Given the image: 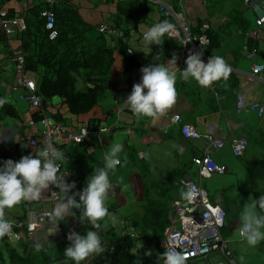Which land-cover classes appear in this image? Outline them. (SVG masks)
Instances as JSON below:
<instances>
[{
    "label": "crops",
    "instance_id": "obj_1",
    "mask_svg": "<svg viewBox=\"0 0 264 264\" xmlns=\"http://www.w3.org/2000/svg\"><path fill=\"white\" fill-rule=\"evenodd\" d=\"M69 1L89 27L85 33L86 40L95 47L114 50L111 75L108 76L111 89L90 112L73 115L60 98L48 101L45 108L43 106V113L54 120L61 118L57 121L67 125L70 133L79 134L83 128H92L93 122L99 125L96 131L88 129L89 138L86 140L76 142L65 135L56 143L65 153L63 165L72 174V181L90 166L95 168L91 165L92 161L104 164L105 153L113 144L120 143L123 146L121 165L109 176L116 184V197L106 198L110 215H115L118 220L113 224L106 218L104 223L112 226L120 236L135 235L134 256L138 255L136 250L150 249L144 240L149 239L152 247L155 245L151 232L144 227L145 216L165 209L170 223L174 202L183 199L181 189H188L186 183H196L208 192L212 203L226 211V224L221 229V235L229 242L237 263L264 264V240L252 247L235 231L239 227L244 205L264 195V115L259 116L256 111L239 112L236 108L238 94L245 96L247 103L264 104V73L254 75L252 69L255 63L264 66V27L257 25L264 12V0L256 7L243 0H151L146 3L143 12L131 8L133 0ZM40 3L41 0H2L0 7L8 17L23 14L28 26V21L33 20L32 11L37 10ZM161 7L184 16L193 33H199L204 23L210 24V34L217 45L211 48L205 46L203 51L209 57H223L231 69L226 79L221 78L208 88L199 86L192 78L182 79L179 71L181 46L169 37L168 54L159 59L153 54L156 45L145 41L143 34L165 16ZM101 24H110L122 35L125 33L123 40L127 45V54L138 63L131 74L134 79H141V67L153 63L167 65L173 53L176 54L177 67H172L177 72V98L164 116L137 119L126 106L124 100L130 94V87L124 77L128 59L118 45L121 36L98 32L97 26ZM29 32L28 27L26 32L17 31L7 37L0 28V96L19 114V117L5 116L0 120V144L12 153L16 152L18 145L24 146L35 156L40 148L28 147L21 138L39 134L43 127L40 120L34 119L38 111L20 99L21 92L26 88L19 83V79L26 75L38 89L40 77L25 67L24 73H20L13 54L19 50L25 52L24 44L29 41ZM129 50L133 53L130 54ZM250 52L254 53V58L249 56ZM87 72L83 70L79 76L80 90H85L83 80ZM173 114H180L184 123L193 125L200 133H214L222 138L225 146L221 150H213L212 158L217 164L226 166L227 173L214 175L207 181L200 180L198 171L207 141L204 138L185 139L180 124L171 121ZM32 120L35 121L33 124ZM240 136L247 138L248 149L243 157L238 158L233 153L231 140ZM70 152L73 155L67 156ZM141 152L146 156L141 158ZM125 157L127 163H124ZM61 196L56 203H47L49 208L44 206L45 209L53 211L61 202ZM27 204L23 201L5 209V218L23 217ZM69 215L63 223L66 235L75 231L78 224L76 216ZM207 261L209 264L218 261L230 264L221 253L213 254ZM190 264L206 263L196 260Z\"/></svg>",
    "mask_w": 264,
    "mask_h": 264
},
{
    "label": "clouds",
    "instance_id": "obj_2",
    "mask_svg": "<svg viewBox=\"0 0 264 264\" xmlns=\"http://www.w3.org/2000/svg\"><path fill=\"white\" fill-rule=\"evenodd\" d=\"M175 33L176 25L169 20H163L145 31L143 38L150 44L160 45L166 35L175 39ZM201 57L200 52L188 55L185 60L186 68L180 70L182 79L192 78L199 86L208 88L214 82L229 76L231 69L223 57L211 56L207 63ZM172 66L177 67L175 53L167 65L153 63L141 67L140 82L133 85L131 93L124 100L137 119L164 116L175 104L177 72ZM5 103V99H0V106ZM122 150V144H113L104 155L103 167L96 168L94 174L88 177L86 186L75 192L72 190L76 188V183L66 182V175H58L60 164L66 161L65 153L50 142H45L43 148L35 152V156L29 154L22 156L19 161H0V239L12 231V225L5 218V209H11L23 201H38L44 192L54 185L63 194L61 202L49 217L55 231L66 216H71V210H79V222L82 225L87 222L95 229L88 230L85 235L71 231L67 235L70 244L64 249V255L74 264H81L90 256L103 254L105 248L99 233L107 229L108 223L102 225L101 222L106 218L113 224L117 222V217L110 215L105 206L109 190L112 188L109 173H114L117 166L121 165ZM124 163H127L126 157ZM193 195L192 188L181 189L182 198L191 200ZM219 222L223 223L222 216ZM235 231L252 247L264 240V195L244 205L239 227ZM36 247L39 249L40 245ZM151 254V251L145 253L149 256ZM161 256L163 264H186L188 260L185 253L173 248L164 251Z\"/></svg>",
    "mask_w": 264,
    "mask_h": 264
},
{
    "label": "built area",
    "instance_id": "obj_3",
    "mask_svg": "<svg viewBox=\"0 0 264 264\" xmlns=\"http://www.w3.org/2000/svg\"><path fill=\"white\" fill-rule=\"evenodd\" d=\"M45 4L41 11V17L44 19L45 30L49 40L53 41L58 36L56 29V13L53 6L57 0H41ZM151 1V0H147ZM245 3L254 7L261 4L262 0H243ZM2 0H0L1 5ZM161 12L167 17H172L176 25L175 41L181 46L180 66L179 71L186 68L185 60L188 55L200 52L202 60L207 63L210 58L204 51L203 47L210 44L208 33L211 26L209 23H204L201 26L199 33H193L188 21L184 16L176 15V13L167 7H161ZM257 25L264 27V12L257 20ZM0 28L7 37L13 36L17 31L26 32L28 29L27 21L23 14H16L13 17H8L7 13L0 7ZM98 32L113 36H122V33L116 27L110 24H101L97 26ZM144 39V38H143ZM187 43V44H186ZM132 54L133 51L129 50ZM15 60L19 64V72L24 73L25 54L23 51L13 52ZM250 57L254 58L253 52H250ZM254 75L261 76L264 73V66L259 63L253 65ZM19 83L26 88L20 94V99L29 103L36 111L41 112L43 109V98L37 93V86L34 81L29 80L26 75L19 79ZM236 108L240 111H256L259 116L264 115V104L260 102H246V97L238 94L236 98ZM41 120L39 121L43 127L39 134L25 135L21 138L23 144L30 148H43L45 142L52 143L56 148L59 142L65 135L70 136L76 142H81L89 138L88 128H83L79 132L70 133V129L62 122L56 121L50 116L41 112ZM171 121L180 124L181 132L185 139H200L204 138L207 141V147L202 155L198 176L200 180L209 179L214 175H223L228 172L226 166L217 164L212 158L213 150H221L225 146V142L218 134L200 133L193 125L184 123L180 114H173ZM35 121H31L33 124ZM232 150L236 157H243L248 149V140L244 136L234 137L231 140ZM141 158L146 154L141 152ZM58 175H66V182L72 181V174L64 168L63 163L60 164ZM110 176V173H109ZM112 188L109 190L107 198L116 197V184L110 180ZM188 188L194 190V195L191 200L181 199L174 202L173 211L170 215V223L165 231L162 247L166 250L173 248L176 251H181L188 256L186 264L199 260L207 261L215 253H221L230 264H238L234 251L221 235V229L226 224V211L219 205L211 202L208 192L199 184L186 183ZM61 192L54 185L50 186L41 199L31 201L28 204H36V207L28 206L26 214L23 217L8 220L12 225V231L5 236L8 243L22 247L24 250L47 251L50 247H58L67 241L64 225L59 223L56 231L50 223L49 217L52 210H46L44 205L47 203H56L60 200ZM78 200V199H77ZM105 206L109 207L105 201ZM223 218L221 224L219 220ZM124 224V223H123ZM131 234V237H134ZM37 245L40 248L37 249ZM87 264V262H85ZM214 264H225L222 261Z\"/></svg>",
    "mask_w": 264,
    "mask_h": 264
},
{
    "label": "trees",
    "instance_id": "obj_4",
    "mask_svg": "<svg viewBox=\"0 0 264 264\" xmlns=\"http://www.w3.org/2000/svg\"><path fill=\"white\" fill-rule=\"evenodd\" d=\"M131 8L140 12L146 9L147 0H133ZM39 7V8H38ZM38 9L32 11L33 20L28 21L29 41L24 44L25 49V69L39 75L40 81L37 93L43 98V106L45 108L48 101L54 98L62 99L63 103L68 107L69 112L73 115H80L90 112L98 105L100 98L105 92L111 89V81L108 76L111 75V67L114 61V50L107 47H95L90 44L85 37V33L89 27L81 19L79 12L69 0L58 1L53 10L56 13V29L58 36L51 41L45 30L44 19L41 17V11L45 4L40 3ZM163 20H169L175 24L172 17L164 16ZM210 44L208 48L215 47L217 41L208 33ZM125 33L120 37L118 45L128 59L124 77L130 87V93L135 83L140 82V78L131 77L134 67L138 66L134 57L127 54V45L124 43ZM166 35L163 43L154 47V55H158V59L168 54ZM207 48V51H209ZM88 71L86 78L83 80L85 90H80L78 86L79 76L82 71ZM0 99H5L0 96ZM6 100V99H5ZM44 108L41 112H44ZM41 112L34 115V119L41 120ZM19 117L17 110L6 103L0 106V120L5 117ZM57 120H62L58 118ZM56 120V121H57ZM60 122V121H59ZM63 123V122H62ZM90 131H96L98 126L93 122ZM85 143H83V146ZM32 154L26 147L18 145L16 152L6 149L0 144V161L11 159L19 161L22 156ZM85 154V153H84ZM33 155V154H32ZM70 152L67 156H72ZM83 165V163H80ZM95 168H90L84 173H80L77 179L76 188L72 191L82 190L86 186L88 177L94 174V170L103 167V163L97 164L91 162ZM71 181V182H73ZM70 182V183H71ZM78 199V197H77ZM110 211V208H108ZM71 214L75 215L78 224L75 231L81 235H85L88 230H95L91 224L85 222L82 225L79 222V210H71ZM168 215L166 210L160 209L157 213L145 216L143 224L146 230H149L155 243L156 252L152 256H134L135 247L134 237L129 235L120 236L115 229L108 225L106 230L100 231L102 244L105 252L101 255L90 256L81 264H163L161 254L165 249L161 246L163 234L168 225ZM65 219L61 221L64 223ZM104 221L101 222L103 225ZM9 254L10 264H58L61 261H67L74 264L64 255V249L70 244L67 241L58 247H50L47 251L24 250L22 247L8 243L3 237L0 239ZM0 264H4L0 258Z\"/></svg>",
    "mask_w": 264,
    "mask_h": 264
},
{
    "label": "rangeland",
    "instance_id": "obj_5",
    "mask_svg": "<svg viewBox=\"0 0 264 264\" xmlns=\"http://www.w3.org/2000/svg\"><path fill=\"white\" fill-rule=\"evenodd\" d=\"M79 82H80V80H79ZM209 179H205V181H207ZM30 205L33 206V207H36V205H32V204H30ZM28 206L29 205L27 204L26 209H28ZM44 206H46L47 208H49L47 204H45ZM146 242H148V245H149V248L150 249H144V251L136 250V253L138 254L137 256L142 255V254L144 256H149V255H145V253L148 252V251H151L152 254L150 256H152L156 252L155 246L153 245V247H152V244H151L150 240L149 239L144 240V243H146ZM0 258L3 260L4 264H10V259H9L8 251H7L6 247L3 244H1V243H0Z\"/></svg>",
    "mask_w": 264,
    "mask_h": 264
},
{
    "label": "water",
    "instance_id": "obj_6",
    "mask_svg": "<svg viewBox=\"0 0 264 264\" xmlns=\"http://www.w3.org/2000/svg\"><path fill=\"white\" fill-rule=\"evenodd\" d=\"M58 264H69L67 261H61L60 263Z\"/></svg>",
    "mask_w": 264,
    "mask_h": 264
}]
</instances>
